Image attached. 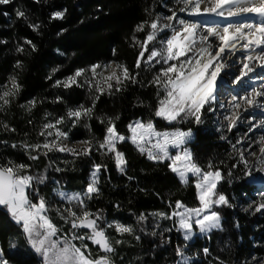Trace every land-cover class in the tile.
<instances>
[{
    "label": "trees",
    "instance_id": "trees-1",
    "mask_svg": "<svg viewBox=\"0 0 264 264\" xmlns=\"http://www.w3.org/2000/svg\"><path fill=\"white\" fill-rule=\"evenodd\" d=\"M180 7L177 0H11L10 4L0 5V85L8 82L9 76H15L21 85L19 94L0 111V165L11 160L28 165L25 174L46 177L37 189L49 202L48 214L62 229L61 237L69 232L70 224L60 219L56 209L63 210L68 205L58 198L54 189L83 193L94 166L100 165L96 185L99 193L85 201L88 210L101 214L108 222H119L133 229L131 234L117 233L114 227L106 229L115 249L108 254L112 264H176L178 246L184 249L186 256L195 259L193 264H255L256 259L264 257V214L255 212L264 189L260 193V188L242 178L243 165L231 168L239 158L240 144L233 149L236 140L218 130L215 120L206 111L201 124L188 121L166 125L156 118L157 87L151 81L161 65L151 67L142 63L141 68L136 67L141 48L134 37L142 41L150 31L146 27L136 32L137 25L150 22L157 15H171L172 11L179 16ZM17 10L23 11L27 19L17 17ZM56 11H65L64 18L53 20L51 16ZM29 24L39 25V28L33 30ZM25 40L31 41L36 50L25 44ZM155 46L160 47L158 43ZM148 55L146 51L143 59ZM17 61L21 62L20 68L16 67ZM110 62L127 66L138 82L125 81L122 91L116 92L114 87L112 95L107 91L101 95L94 86L89 90L84 83L85 76L92 77V73L86 71L78 78L83 87L54 86L56 81L66 80L78 69L87 70L94 64ZM54 69L58 70L53 72ZM112 83L115 85V81ZM97 95L99 99L92 118H84L76 127H71V121L67 120L68 109L79 105L92 107ZM29 101H35L34 106ZM60 117L65 118V123L57 127L68 132L69 142L92 141L90 155L77 157L52 151L45 156L46 150L42 148L33 151L24 147L43 143L44 137L39 135L42 125L54 123ZM109 118L125 135H129L127 125L137 120L151 119L160 130L192 129L193 139L188 148L205 170L212 161L221 171L223 180L219 190L232 205L216 209L221 216V227L207 237H195L186 242L176 231L174 219L156 215H170L177 200L188 206L198 205L194 183L190 180L187 186L181 184L168 169L167 161L163 164L150 161L129 142L117 144L127 160L124 173L119 172L114 153L99 149L98 142L104 139ZM85 123L88 128L83 126ZM5 124L14 131L5 129ZM222 135L227 139L221 140ZM29 153L38 159H30ZM58 168L61 171H57ZM251 202L254 205L249 207ZM141 214L146 217L142 222L138 219ZM73 243L79 246L81 242ZM84 243L93 258L105 255L91 241ZM205 248L209 249L207 255ZM0 252L8 264H41L40 257L29 247L6 209H0Z\"/></svg>",
    "mask_w": 264,
    "mask_h": 264
},
{
    "label": "snow or ice",
    "instance_id": "snow-or-ice-1",
    "mask_svg": "<svg viewBox=\"0 0 264 264\" xmlns=\"http://www.w3.org/2000/svg\"><path fill=\"white\" fill-rule=\"evenodd\" d=\"M10 3L11 0H0V5ZM177 3L182 5L179 11L186 13L188 17H216L228 22L208 24L205 20H187L178 18L176 11H172L171 15L163 17L168 23H160L162 17L157 15L150 22L144 21L137 25L136 32H142L146 27L150 31L142 41L134 37L135 43L141 48L136 67L141 68L142 63L144 66L151 67L161 65L151 81L157 87L158 96L154 116L169 125L188 121L201 124L203 112L216 110L217 84L221 78V72L227 66L225 55L227 54L231 59L237 51H240L243 53L240 58L241 66L238 69L239 74L234 77L232 83L239 85L249 80L254 82V77L250 74H255V78H258L261 83L251 87L250 91H246L239 97L232 96L231 110L224 115V120L228 121L227 130L232 132L243 119L241 109L243 112L255 109L264 112V103L259 99L264 97V0H177ZM202 4L206 6L202 8ZM4 15L8 14L4 13ZM16 15L27 19L23 11L17 10ZM64 16L65 11H56L52 13L51 18L59 20ZM29 27L36 30L39 25L29 24ZM165 32L171 34L161 37L160 34ZM24 43L30 44L33 51L36 50L31 41L25 40ZM157 43L160 45L159 48L155 46ZM18 51L22 52L23 48H18ZM146 51L149 55L143 59ZM170 61L172 63H169ZM16 67H21L20 61H17ZM57 70L54 69L53 72ZM86 71L91 72L92 77L85 76L84 83L88 85L89 90L94 86L95 91L101 95L105 91L112 95L114 87L116 92L122 91L125 81L138 82L127 66L110 62L105 65L94 64L87 70L78 69L66 80L56 81L54 86L63 84L65 89L73 85L83 87L78 78L84 76ZM105 72L108 74L105 75ZM112 81H115V85ZM20 89L21 85L15 76H9L8 82L0 85V111L11 103V100L19 94ZM98 99L99 95L93 98L92 107L79 105L75 109H68L67 120L71 121V127H76L84 118H92ZM29 104L34 106L35 101H29ZM219 107L224 108V105L220 104ZM29 111H31L30 108ZM115 119L118 120L119 117ZM64 123V117H60L54 123H44L39 132V135L44 137L43 143L24 145V147L33 151L42 148L46 150L43 153L45 156L52 151L77 157L90 155L93 148L91 140L78 141L77 144L84 145L82 148L64 143L69 139L68 132L57 127ZM83 126L89 127L86 123ZM4 127L14 131L6 124ZM127 129L130 135L120 133L114 120L109 118L104 139L98 142L99 149L106 148L107 152L114 153L116 168L119 172L124 173L127 160L125 154L118 150L117 144L130 142L141 155L146 154L148 160L161 164L167 161L168 169L179 178L181 184L187 186L190 183V177L195 178L194 188L198 205L188 206L177 200L170 215L163 213L156 215L165 219H174L177 225L176 230L182 233L186 242L193 239L194 226L199 229L200 234L219 229L221 216L214 209L232 205L219 190V185L223 180L221 171L212 161H209L207 170H205L196 162L187 147L193 137L192 129L189 128L186 131L180 128L160 130L151 119L146 122L137 120L128 124ZM254 129H264V119H260L255 124L249 121L247 131L252 132ZM53 136V139H48ZM220 139L225 140L227 137L222 135ZM241 143L242 138L232 145L233 149ZM256 143L259 145L258 152L251 151L246 156L244 151L237 150L239 158L231 165L233 169L238 165H243V179H255L257 173L260 174L261 179H264V135H261ZM12 146L16 147V145ZM29 156L30 159H38V156L31 155V153ZM249 156L253 159L249 160ZM28 167V165L16 164L11 160L5 165H0V208L6 209L11 220L20 227L29 247L40 257L41 264H112L108 254L113 253L115 249L106 234V229L114 227L115 231L120 234H131L133 229L119 222H108L101 214L88 210L85 201L92 199L93 194L99 193L96 185L98 183L97 173L101 166H94L95 170L91 174L90 182L84 193L68 194L54 189L60 200L68 205L63 210L56 209L60 219L70 224L69 232L63 237L60 235L62 229L57 227L48 214L51 211L49 202L39 194L37 189V185L43 184L46 177L25 174ZM56 170L61 171L59 168ZM232 174L230 171L229 176ZM262 209H264V194H261L255 212L264 214ZM138 219L142 222L146 217L141 214ZM82 229L87 231L81 232ZM165 231H171V229H165ZM136 239L139 240L140 237L137 236ZM77 240L81 242L79 246L73 243ZM85 240L97 245L105 255L93 258L88 245L84 243ZM203 251L205 255L209 253L207 248ZM176 255L180 257L176 264H189L190 257L185 255L183 248L178 246ZM2 256L3 253L0 252V264H8Z\"/></svg>",
    "mask_w": 264,
    "mask_h": 264
},
{
    "label": "rangeland",
    "instance_id": "rangeland-1",
    "mask_svg": "<svg viewBox=\"0 0 264 264\" xmlns=\"http://www.w3.org/2000/svg\"><path fill=\"white\" fill-rule=\"evenodd\" d=\"M203 5L204 4H202L201 7ZM160 16L162 17L160 23H168L167 20L163 19V17L169 16L168 14H162ZM177 17L178 18L187 19V20H205L206 18L209 19V20L215 19V17H204V18H200V17H188L186 15V13H183V12H179V16H177ZM211 22H207V23L208 24H210V23L211 24H214L215 21H211ZM162 34H164V36H165V35H170L171 33L170 32H165V33H162ZM217 43H219V42L217 41ZM225 61L226 62H230V60L227 59V58H225ZM169 63H172V61H170ZM104 74L107 75L108 73L105 72ZM250 75H252L254 77V82H253V80H249L247 83H241V84H239L238 85L239 86V91H235L234 88H233V85H234L232 83V80L234 79L233 76L225 78L224 83L222 82V84L220 86H218L219 89L222 88L220 90V91H222V93H220V94L217 93L218 101H217L216 110L215 111H206L207 112V115L210 116V117H212L215 120V123L218 126V129H220L226 136H229L230 138H233L236 141L238 139H241L242 138V143L240 144V147H241V151H244L246 156H248V153L251 152V151H257L258 152L259 145L256 143V141L259 140V138L261 137V135H264V129H254L252 132H248L247 130L249 128V121H251V123L255 124L260 119H264V114L259 109L249 110L248 112H243V109H241L240 111H242V113H243V119L241 120V122L238 125V127L236 129H234L232 132H229L227 130V127L226 126H227L228 121L224 120V115L225 114H228L230 112V110H231L230 109V102L232 100V96L235 95V96L239 97V96L243 95L246 91H250L251 87L258 86L259 83H261V81L258 78H255V74H250ZM259 99H260V101L262 103H264V101H263L262 98H259ZM220 104H223L224 105V108H220L219 107ZM244 107H247V105H244ZM161 121L164 122L166 125H169L165 121H163V120H161ZM53 138H54V136L53 137H48L49 140H51ZM192 139H193V137H192ZM64 143L68 144L69 146H75L77 148L84 147V145L77 144V142L71 143L68 140L67 141H64ZM187 147H188V145H187ZM248 158H249V160H252L253 159L250 156ZM97 176H98V173H97ZM90 179H91V175H90L89 181H90ZM190 180H192L193 183L195 182V178L194 177H190ZM249 181L252 184L256 185L258 188H260V193L262 192L261 189H264V179H261L260 178V174L257 173L256 174V178L255 179H249ZM59 190L61 192H65V193H68V194L76 193V192L63 191L61 189H59ZM58 198L60 199L59 196H58ZM250 205L253 206L254 204L251 202ZM216 209L217 208H215L214 210L216 211ZM262 211H264V209H262ZM176 227H177V225L175 224V228ZM213 230H215V229H213ZM194 232H195V235L193 236V239L195 237H207L211 233L210 232V233H207V234H200L199 233V229L198 228H195V226H194ZM178 233H180V235H181V237L183 239L182 233L181 232H178ZM192 240H190V241H192ZM190 241H187V242H190ZM179 259H180V257H179ZM194 262H195V259L192 258V257H190L189 264H193ZM254 263L255 264H264V257L263 258L256 259L254 261Z\"/></svg>",
    "mask_w": 264,
    "mask_h": 264
},
{
    "label": "bare ground",
    "instance_id": "bare-ground-1",
    "mask_svg": "<svg viewBox=\"0 0 264 264\" xmlns=\"http://www.w3.org/2000/svg\"><path fill=\"white\" fill-rule=\"evenodd\" d=\"M206 6L203 5L202 8ZM207 22H211V21H215L214 24L219 23V24H223V23H227L228 21H225L221 18H216L213 20H209V19H205ZM212 23V22H211ZM210 23V24H211ZM243 53L240 51H237L235 56H232L231 59L228 58V55L226 54L225 58L229 59L230 62H227V66L225 67V69L221 72V78L218 80V84H217V93L220 94L222 93V91H220L221 89L218 88V86H220L222 84V82L224 83L225 78L227 77H235L236 75H238V69L241 66L240 65V58L242 57ZM259 71V70H258ZM233 88L235 91H239V86L234 84ZM263 101H264V97H262ZM264 114V112H262Z\"/></svg>",
    "mask_w": 264,
    "mask_h": 264
},
{
    "label": "water",
    "instance_id": "water-1",
    "mask_svg": "<svg viewBox=\"0 0 264 264\" xmlns=\"http://www.w3.org/2000/svg\"><path fill=\"white\" fill-rule=\"evenodd\" d=\"M0 209H4V208H0ZM94 246H97V245H94ZM98 247V246H97ZM99 248V247H98Z\"/></svg>",
    "mask_w": 264,
    "mask_h": 264
}]
</instances>
